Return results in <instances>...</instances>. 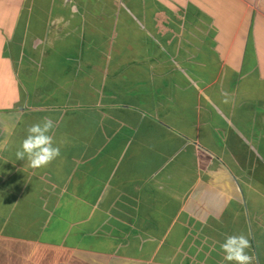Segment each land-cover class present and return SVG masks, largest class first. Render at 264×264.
<instances>
[{"label": "crops", "instance_id": "crops-1", "mask_svg": "<svg viewBox=\"0 0 264 264\" xmlns=\"http://www.w3.org/2000/svg\"><path fill=\"white\" fill-rule=\"evenodd\" d=\"M241 233L264 264V0H0V264H226Z\"/></svg>", "mask_w": 264, "mask_h": 264}, {"label": "clouds", "instance_id": "clouds-1", "mask_svg": "<svg viewBox=\"0 0 264 264\" xmlns=\"http://www.w3.org/2000/svg\"><path fill=\"white\" fill-rule=\"evenodd\" d=\"M54 127L49 118L29 127L26 137L15 152L17 160L26 161L28 167L36 170L57 159L61 152L50 134ZM250 247V239L246 234H233L225 237L220 244V251L226 264H251L252 256L248 251Z\"/></svg>", "mask_w": 264, "mask_h": 264}]
</instances>
